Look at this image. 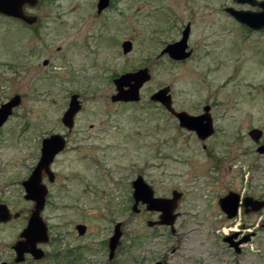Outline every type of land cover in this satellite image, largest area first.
Masks as SVG:
<instances>
[{"label":"rangeland","instance_id":"1","mask_svg":"<svg viewBox=\"0 0 264 264\" xmlns=\"http://www.w3.org/2000/svg\"><path fill=\"white\" fill-rule=\"evenodd\" d=\"M38 0L28 26L0 14V103L19 104L0 126V262L7 264H264V206L227 218L217 200L229 190L264 199V30L253 31L223 8L254 9L233 0ZM190 24L192 54H160ZM132 43L123 53L121 42ZM46 60V64L43 61ZM146 67L138 101H112L113 79ZM170 87L172 106L192 115L210 105L213 134L201 141L149 96ZM81 108L68 129L61 116L71 94ZM251 128L262 130L255 143ZM59 133L64 149L50 165L53 181L41 211L49 240L41 259L15 262L12 244L33 202L22 181L40 156L41 139ZM141 175L155 196L182 193L172 233L149 226L159 212L131 208V180ZM121 236L108 258V239ZM76 224H84L78 234ZM248 235L236 253L223 237Z\"/></svg>","mask_w":264,"mask_h":264},{"label":"water","instance_id":"2","mask_svg":"<svg viewBox=\"0 0 264 264\" xmlns=\"http://www.w3.org/2000/svg\"><path fill=\"white\" fill-rule=\"evenodd\" d=\"M238 3H249L251 6H258L259 10L250 9H235L233 7H226L225 11L230 14L239 23L245 25L250 30L259 31L264 29V0H234ZM38 0H0V14L18 19L27 25H33L37 21V16L28 14L24 10V6H34ZM108 4V0H99L98 11ZM190 24L186 23L181 32L180 39L168 43L161 50L160 54H167L172 60L180 61L190 56L191 49H187V39L189 36ZM122 52L127 53L132 48L130 40H124L121 44ZM46 60L43 64H46ZM151 75L148 68L142 67L135 71H129L120 74L113 79L115 85V93L111 95L112 101H138L140 98V88L150 79ZM151 101L160 103L170 114H172L178 121L180 127L189 131H193L197 138L201 141L207 139L214 132L212 124V117L209 112V106L204 105L203 112L198 115H192L184 110L176 111L172 106V98L170 94V87L164 86L153 92L149 96ZM20 102V96L15 94L9 100L0 104V126L12 114L14 107ZM81 108L78 94H71L68 106L61 116V122L70 129L73 125V118L75 113ZM248 135L252 140L258 142L262 136V130L259 128H251L248 130ZM66 145V139L59 133H52L41 139L40 156L35 166L31 170L28 177L22 181L25 194L24 198L33 202L26 225L21 229L18 234V239L12 244L14 250L15 262H22L26 254L30 255L33 259H41L44 256L43 249L40 244L47 243L49 240L48 227L43 221L41 211L46 202V195L48 192L47 186L42 181V176L46 175L48 181H53L54 172L51 170L50 165L54 157L61 152ZM258 152L264 151V144L258 145ZM133 187L132 197L133 204L132 210L138 211V204H145L146 209L149 211H159V219L156 224L169 225L174 231L173 223L177 216L174 212L177 207V202L181 193L173 190L171 197H158L154 196L153 189L141 175L131 182ZM242 204L247 208L251 205L250 210H258L264 205V201L253 200L251 197H245ZM220 208L226 213L227 218L236 216L239 196L234 191H229L226 195L218 199ZM248 210V209H246ZM19 213L11 214L4 204H0V222H6L12 217L15 218ZM154 222H148L152 225ZM119 223H116L113 232L108 239V258L111 259L114 251L119 244L121 231ZM79 235L85 232L86 226L84 224H76L75 226ZM233 235H226L223 241L228 242L229 246L234 247L238 252L240 248L238 244L241 241H232ZM0 264H7L5 261ZM156 264H161L157 262Z\"/></svg>","mask_w":264,"mask_h":264},{"label":"flooded vegetation","instance_id":"3","mask_svg":"<svg viewBox=\"0 0 264 264\" xmlns=\"http://www.w3.org/2000/svg\"><path fill=\"white\" fill-rule=\"evenodd\" d=\"M233 1H234V0H233ZM257 1H260V0H257ZM98 2H99V0H97L96 3H95V8H96V13H97V14H101V13H103L106 9L111 8L112 5H113V0H108V4H107L105 7H103L100 11H98ZM246 3H247V2H246ZM248 4H249V3H248ZM249 5H250V4H249ZM250 6H251V5H250ZM226 7H232V6H225L223 9L225 10ZM251 7H258V6H251ZM233 8H234V7H233ZM258 8H259V7H258ZM235 9H236V8H235ZM259 9H260V8H259ZM259 9H258V10H259ZM245 10H247V9H245ZM250 10H254V9H250ZM256 10H257V9H256ZM28 14H29V13H28ZM21 22H22V21H21ZM22 23H24V22H22ZM187 23H189V22H187ZM24 24H26V23H24ZM26 25H27V24H26ZM185 25H186V24H185ZM28 26H31V25H28ZM184 27H185V26H184ZM189 34H190V31H189ZM188 38H189V36H188ZM125 40H128V39H125ZM123 41H124V40H123ZM123 41H122V42H123ZM122 42H121V44H122ZM187 45H188V39H187ZM187 49H191V48H189V46H188ZM191 54H192V49H191ZM191 54H190V55H191ZM161 55H162V54H161ZM167 56H168V55H167ZM187 58H188V57H187ZM185 59H186V58H185ZM183 60H184V59H183ZM180 61H182V60H180ZM10 98H11V97H9V99H10ZM9 99H8V100H9ZM6 101H7V100H6ZM4 102H5V101H4ZM2 103H3V102H2ZM0 104H1V103H0ZM206 105L209 106V112H210V105H209V104H206ZM169 113H170V112H169ZM197 115H198V114H197ZM192 132H193V131H192ZM194 134H195V133H194ZM195 135H196V134H195ZM196 137H197V136H196ZM209 137H210V136H209ZM209 137H208V138H209ZM259 140H260V139H259ZM253 141H254V140H253ZM254 142H255V141H254ZM258 142H259V141H258ZM258 142H255V143H258ZM257 147H258V146H257ZM43 176H44V175H43ZM43 176H42V177H43ZM45 176H46V175H45ZM46 177H47V176H46ZM136 177H137V175L135 176V178H136ZM135 178H134V179H135ZM25 179H26V178H25ZM25 179H24V180H25ZM134 179H133V180H134ZM133 180H131V182H132ZM131 182H130V183H131ZM148 184H149V183H148ZM131 187H132V183H131ZM151 187H152V186H151ZM47 189H48V188H47ZM132 189H133V187H132ZM152 189H153V188H152ZM172 191H173V190H172ZM172 191H171V194H172ZM229 191H234V190H229ZM229 191H228V192H229ZM132 192H133V191H132ZM153 192H154V191H153ZM178 192H179V191H178ZM228 192H227V193H228ZM234 192H235V191H234ZM47 193H48V192H47ZM180 193H181V192H180ZM227 193H226V194H227ZM236 193H237L238 196H239V205H238V209H239L240 204H241V206L243 207V211H244V212H250V211H252V210H250L251 205H248L247 208H246V209H248V210H246L245 207H244L243 204H242V203H243L242 200H243L246 196H247V197H251L253 200L264 201V199H257V198H253L252 196H248V195L244 196V197L241 199V201H240V195H239L238 192H236ZM226 194H224V195H226ZM224 195H223V196H224ZM46 196H47V195H46ZM154 196H155V195H154ZM181 196H182V193H181ZM181 196H180V198H181ZM158 197H159V196H158ZM170 197H171V196H170ZM132 198H133V197H132ZM180 198H179V199H180ZM217 203H218V200H217ZM0 204H4V205L8 208V206L5 204L4 201H0ZM132 204H133V202H132ZM139 204H141V203H139ZM139 204H138V206H137V208H138V211H137V212H139V210H140V209H139ZM142 205H144L145 210H147L145 204H142ZM218 205H219V203H218ZM263 206H264V205H263ZM263 206H262V207H263ZM219 207H220V205H219ZM262 207H260V208H262ZM131 208H132V206H131ZM260 208H259V209H260ZM220 209H221V208H220ZM259 209H258V210H259ZM8 210H9V208H8ZM148 211H149V210H148ZM221 211H222L223 213H225L222 209H221ZM254 211H256V210H254ZM9 212H10V210H9ZM134 212H135V211H134ZM157 212H159V211H157ZM10 213H11V212H10ZM237 213H238V210H237ZM159 214H160V212H159ZM159 214L157 215L158 218H157L156 220H149L148 222H154V223H153L152 225H149V224H148V225H149V226H154V225L167 226V227H169L170 232H172V231H171L172 228H171L169 225L156 224V223H155V222L159 219ZM236 215H237V214H236ZM225 216H226V213H225ZM226 217H227V216H226ZM234 217H235V216H234ZM234 217H232V218H234ZM175 220H176V218H175ZM175 220H174V223H175ZM8 221H9V220H8ZM6 222H7V221H6ZM0 223H4V222H0ZM174 223H173V224H174ZM173 228H174V231H175V227H174V225H173ZM174 231H173V232H174ZM173 232H172V233H173ZM229 235H231V234H229ZM232 235H233V237H232V241H234V242H235V241H241V242L238 244V247H239V248H240V245L242 244V242L248 240V235H246L245 237H243V238H241V239H239V240H235V239H234L235 236H236V233H232ZM223 238H224V237H223ZM223 238H222V239H223ZM227 243H228V242H227ZM233 249H234V247H233ZM234 250H235V249H234ZM240 251H241V248H240V250H239L238 252L235 250L236 253H239ZM160 263H161V262H160ZM162 264H163V263H162ZM232 264H235V263H232Z\"/></svg>","mask_w":264,"mask_h":264}]
</instances>
